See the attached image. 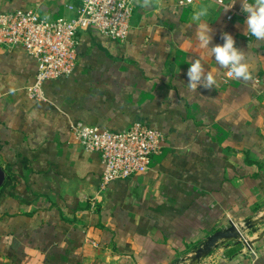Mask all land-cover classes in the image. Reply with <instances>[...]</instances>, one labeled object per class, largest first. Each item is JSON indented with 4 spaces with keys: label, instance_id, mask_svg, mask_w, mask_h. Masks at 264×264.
Instances as JSON below:
<instances>
[{
    "label": "crops",
    "instance_id": "crops-1",
    "mask_svg": "<svg viewBox=\"0 0 264 264\" xmlns=\"http://www.w3.org/2000/svg\"><path fill=\"white\" fill-rule=\"evenodd\" d=\"M133 1L128 36L80 32L75 69L43 83L45 100L27 90L36 58L23 46L0 50V264H184L230 220L264 208V41L245 34L240 0L228 11L232 0ZM81 2L0 0V12L71 17ZM205 30L209 47L234 37L254 82L219 69L200 47ZM196 58L218 69L213 89H187ZM71 121L112 131L141 122L166 146L145 173L103 189L101 155L81 146ZM247 240L255 263L230 241L199 264H264V229Z\"/></svg>",
    "mask_w": 264,
    "mask_h": 264
},
{
    "label": "built area",
    "instance_id": "built-area-1",
    "mask_svg": "<svg viewBox=\"0 0 264 264\" xmlns=\"http://www.w3.org/2000/svg\"><path fill=\"white\" fill-rule=\"evenodd\" d=\"M183 1L190 4L193 0ZM133 12V0H82L71 17H54L31 9L0 12V50L23 46L36 58L38 71L35 82L27 90L31 97L45 100L43 83L69 76L75 69L80 32L94 29L111 38L124 40L131 29ZM233 15L229 14V18ZM70 126L84 149L100 153L104 164L103 189L113 180L145 173L150 168L152 157L160 154L166 146V136L162 131L141 122L121 131L81 121H71ZM244 248L252 254V262L255 263L257 252L252 244L244 245Z\"/></svg>",
    "mask_w": 264,
    "mask_h": 264
},
{
    "label": "clouds",
    "instance_id": "clouds-1",
    "mask_svg": "<svg viewBox=\"0 0 264 264\" xmlns=\"http://www.w3.org/2000/svg\"><path fill=\"white\" fill-rule=\"evenodd\" d=\"M148 0H145V4ZM223 4V0H219ZM237 0H232L231 5L225 6L226 11L235 6ZM241 11L246 15L245 19V34H250L256 41H264V0H240ZM205 15L200 12L194 17L199 19ZM197 38L200 42V47L210 49L212 57L219 69H228V77L239 80L243 84L254 82L255 69L247 62L246 53L243 49L236 46L234 37L227 32L221 35L223 44H214L209 47L213 41V35L210 30L198 31ZM217 68L206 69L200 58L191 61L187 70V89L190 92H196L198 87L205 89H213L216 84L215 73Z\"/></svg>",
    "mask_w": 264,
    "mask_h": 264
},
{
    "label": "water",
    "instance_id": "water-1",
    "mask_svg": "<svg viewBox=\"0 0 264 264\" xmlns=\"http://www.w3.org/2000/svg\"><path fill=\"white\" fill-rule=\"evenodd\" d=\"M6 172L0 166V187L3 185L6 179ZM245 224L248 228H253L255 225V220L253 217L246 219ZM241 223L234 222L230 220L229 224L216 230L211 235H209L193 252L191 255V264H199L202 258L209 255L215 248L225 245L230 241L236 244L249 245L252 244L248 242L244 237L243 231L240 227ZM239 226V228H238Z\"/></svg>",
    "mask_w": 264,
    "mask_h": 264
},
{
    "label": "rangeland",
    "instance_id": "rangeland-1",
    "mask_svg": "<svg viewBox=\"0 0 264 264\" xmlns=\"http://www.w3.org/2000/svg\"><path fill=\"white\" fill-rule=\"evenodd\" d=\"M262 212V213H261ZM254 218V220H255V225L253 226V228H248V226L245 224V222H242L241 224H240V227H241V229H242V231H243V234H244V237L246 238V239H250V235H251V233H253V232H255V231H260V229H264V208L262 209V210H260L259 212H258V214H256L255 215V217H253ZM244 246V245H243ZM194 252V251H193ZM212 253V252H211ZM210 253V254H211ZM193 254V253H192ZM191 254V255H192ZM209 254V255H210ZM191 255L189 256V257H187L186 258V260H185V262H184V264H191ZM208 256V255H207ZM207 256H205V257H207ZM204 257V258H205ZM204 258H202V259H204ZM188 259H189V263H188Z\"/></svg>",
    "mask_w": 264,
    "mask_h": 264
},
{
    "label": "bare ground",
    "instance_id": "bare-ground-1",
    "mask_svg": "<svg viewBox=\"0 0 264 264\" xmlns=\"http://www.w3.org/2000/svg\"><path fill=\"white\" fill-rule=\"evenodd\" d=\"M248 241V240H247ZM248 242H250V241H248Z\"/></svg>",
    "mask_w": 264,
    "mask_h": 264
}]
</instances>
